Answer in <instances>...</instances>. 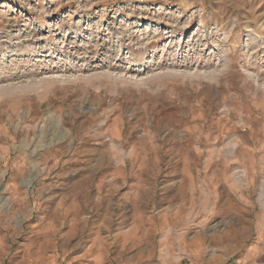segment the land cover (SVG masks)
Wrapping results in <instances>:
<instances>
[{
	"label": "rangeland",
	"instance_id": "rangeland-1",
	"mask_svg": "<svg viewBox=\"0 0 264 264\" xmlns=\"http://www.w3.org/2000/svg\"><path fill=\"white\" fill-rule=\"evenodd\" d=\"M0 264H264V0H0Z\"/></svg>",
	"mask_w": 264,
	"mask_h": 264
}]
</instances>
